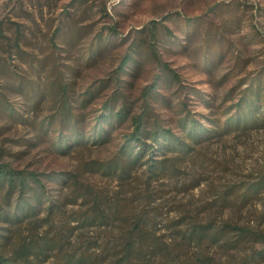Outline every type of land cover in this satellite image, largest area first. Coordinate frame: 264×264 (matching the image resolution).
I'll return each instance as SVG.
<instances>
[{
    "label": "rangeland",
    "instance_id": "374dc122",
    "mask_svg": "<svg viewBox=\"0 0 264 264\" xmlns=\"http://www.w3.org/2000/svg\"><path fill=\"white\" fill-rule=\"evenodd\" d=\"M0 41V164L46 190L0 183L5 256L109 264L138 223L131 264H264V0H0ZM137 117L169 137L122 173Z\"/></svg>",
    "mask_w": 264,
    "mask_h": 264
},
{
    "label": "trees",
    "instance_id": "16d2710c",
    "mask_svg": "<svg viewBox=\"0 0 264 264\" xmlns=\"http://www.w3.org/2000/svg\"><path fill=\"white\" fill-rule=\"evenodd\" d=\"M5 39H9L8 36L4 37ZM1 43V41H0ZM130 60V57H126L124 60V64H127ZM134 131L129 135L127 142L124 146V153L127 156V159L122 160L124 162L123 167L121 169L122 173L128 172V170L138 161L140 156V152L135 153V147H140L141 152L144 150H148L150 154L155 153L156 149L160 146V141L162 138H168L167 130L161 128H155V130H148L146 127V120L143 117L134 118ZM147 139H152L154 144L149 146L146 144ZM154 158L151 157L147 160L146 164H148V171L152 174L158 175L160 171L164 170V165L159 163V161L154 162ZM118 165H109L108 172L117 171ZM0 183L8 186L11 193L15 191H19L21 196L26 193L33 191L34 195L37 197L38 201H40L42 194H46V190L42 188V181L39 178V175L36 173H28L25 171L14 170L10 168L8 165L0 164ZM40 192H39V189ZM255 191H261L264 189V181L257 184L255 186ZM86 203H90V206L87 210L82 212V215L77 219L80 227L83 228H92V227H102L105 225H109V221L116 220L122 223H126V221L122 218L123 215V206L117 205L110 207V211L107 215L100 212L99 205L95 202H92L87 197H85ZM36 207L31 206L28 210H24L22 208L21 202L18 204L16 215L19 216L20 213L25 214L26 216L31 215L35 212ZM59 206L55 204H50L47 208L49 214H54L58 211ZM26 211V212H25ZM5 216H8V212H3ZM143 229L141 225L134 224L133 227L129 229V232L125 235V243L121 244L119 247L114 246L111 249L110 259L111 262L109 264H131L134 256L137 255L135 243L136 239L141 240L144 238ZM137 240V241H138ZM117 247L119 248L117 251ZM91 246L88 247L85 251L81 252L77 256H70L64 262L60 264H102L103 259L100 256L101 250L99 246L95 247L96 254L93 256L91 253ZM29 257V255H28ZM23 258L21 256L15 258H9L5 256L0 251V264H26L23 262ZM28 261V258H27Z\"/></svg>",
    "mask_w": 264,
    "mask_h": 264
}]
</instances>
